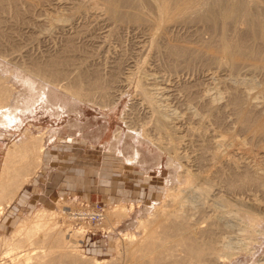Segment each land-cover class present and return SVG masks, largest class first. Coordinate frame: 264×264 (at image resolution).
Instances as JSON below:
<instances>
[{
	"label": "rangeland",
	"instance_id": "374dc122",
	"mask_svg": "<svg viewBox=\"0 0 264 264\" xmlns=\"http://www.w3.org/2000/svg\"><path fill=\"white\" fill-rule=\"evenodd\" d=\"M21 1H18L15 7L13 4H8L0 11V14L4 13L0 15V81L11 89L8 102L0 105V166L5 151L12 141H21L30 134H42L43 148L40 153L39 166L28 182L18 191L16 197L9 205H5L0 213V239L9 238L11 231L16 229L21 222L33 219L36 212L41 210L56 212V226L61 229V226L65 224L62 207L66 208L67 213H75L74 210L78 209L82 210V213L77 214L79 218L73 220L72 226L79 227L81 220H85L86 225L78 240L77 252L84 253L83 256H89L84 251L85 242L95 237L108 235V242L111 246L110 255L98 259L105 258L106 260L117 257L120 246L117 240L131 233L141 234V229L135 227L139 218L152 215L159 207L171 208L168 205L171 197L169 191L172 190L171 187H183L185 184L183 172L187 170L192 173H204L209 169L214 175L212 179L218 187L223 188H220L218 192L226 200L230 199L232 203L229 202L224 206L218 203H213V205L209 202L211 195L207 202H203L204 199L197 196L198 191L193 186L186 185L181 192L185 204L191 206L190 212L193 214L191 215L192 218L194 217L193 220L204 218L199 222L197 220L202 227L209 225L208 222L211 219L215 223L212 225L214 234L215 230L217 232L219 230L218 233L213 234L215 242L217 241L215 245L219 248L223 242L228 243L226 249L216 250V253L211 255L212 260L204 264H264V135L253 136L241 130L235 117L232 118L235 112L230 104L233 90H237L236 92L239 91L238 94L242 95L245 105L248 106L249 103V107L253 106L251 108L254 111L260 110L263 99L261 92L259 93V84L263 82L264 73L251 72L247 75L241 71L237 77L234 75L233 77L224 66L217 68L215 64H210V66L198 62L191 63L187 67L183 65L184 68L180 65L179 70H171L169 69L170 63L167 62L170 59L165 57L163 46H161L166 38H157L159 47H155L149 42L151 41L150 35L153 33L150 27L112 22L107 19L102 9L99 10L98 7L97 9L92 6L93 0L89 2L88 0H31L32 5L29 6L28 2L24 4V0ZM19 5L21 7L18 10ZM56 15L63 16L65 21L53 19ZM173 28L167 33L169 41L174 39L173 42L179 41L177 43L187 40L189 43L197 42L198 39L194 36L196 26L178 25ZM201 33L206 37L207 34L204 31ZM53 56L59 63L55 66L63 69V73L59 74L54 82L29 70L32 62L38 60L44 62L45 59H53ZM94 70H97L96 73ZM83 72H86V76L89 77L86 79H93L96 74L99 77L103 76L102 79H107V82L112 81L108 82L111 89L109 88L110 92L105 94L106 97L95 93L91 97L93 100L84 99L64 87L74 77H81ZM247 77H251L258 85L254 87L247 85L244 81ZM140 81L142 84L145 83V87L151 89L154 87L151 90L152 93L164 107L172 111L173 115L169 117L168 125L171 124L170 127L176 128L175 135L178 134L177 136L181 138L176 148L177 156L168 149L163 131L158 128L156 122L154 124L153 109L143 100L138 88ZM185 86L186 88L190 86L191 89H186ZM220 86L225 87L221 90ZM207 96L208 99L214 96L211 98H214L211 108L206 106ZM227 102L230 103L227 104ZM221 103L230 107L223 106ZM196 104L199 109L196 108ZM193 111L199 113L200 116L203 115V119L197 120L191 113ZM192 127L202 128V131L198 129L197 135H191L189 130ZM215 134L223 135L227 142L222 144L223 147H217L219 153L223 150L220 153L221 159L211 168L207 161L211 160L210 153L215 151L211 142ZM158 137L162 139V142ZM199 139L200 144H196L195 142ZM196 159L199 162L197 164ZM231 161H234L236 168L232 167ZM217 163H219V169L216 167ZM216 168L219 173L217 171L214 174ZM232 169L242 174L248 171L261 173L259 175L263 177V184L260 186L243 185L241 192L240 189H226L223 179L217 176H226L232 172ZM116 204H121L126 209V215L119 217L111 210L110 207ZM93 212H95L94 215L105 212L112 227L106 225L105 220L98 225L95 223L97 220L89 221L88 217ZM251 215L254 217L250 218ZM66 219L67 222L68 218ZM89 222L92 224L89 225ZM38 239L41 237L39 236ZM39 245L41 242L37 241L33 247L31 246L30 251L39 253L43 250L37 247ZM0 248L1 252L5 247L1 245ZM14 256L13 253L0 256V262L13 264ZM52 258V256L46 257L43 262L33 260L29 264H64L66 259H61L60 262L58 257L55 261Z\"/></svg>",
	"mask_w": 264,
	"mask_h": 264
},
{
	"label": "bare ground",
	"instance_id": "6f19581e",
	"mask_svg": "<svg viewBox=\"0 0 264 264\" xmlns=\"http://www.w3.org/2000/svg\"><path fill=\"white\" fill-rule=\"evenodd\" d=\"M18 1H21V0H0V11L3 10L4 7L8 4H13V6L16 5V3ZM80 1H82V0H80ZM89 1H91V0H88V2ZM25 2H28L27 3L28 6L32 5L31 0L30 1L24 0V4H25ZM91 4H92V6H95V8L98 7L99 10L102 9L104 14H106L107 19L112 20V22L116 21L118 23L119 22L120 23H129L132 25L136 24V25H142V26L146 25V26L150 27L152 29L153 33H152V35H150L151 41H149V42H151V44L155 45V47H157V48L159 47V45H158L159 42H157V38H161V39L166 38L165 40H163L164 42L162 41L163 43H161L162 44L161 46H163V52L166 55L165 57L170 59V60L168 59L170 62L169 61H167V62L170 63L169 64L170 68L169 67L168 68L171 70H179L180 65L182 67H183V65L187 67L191 63L198 62V63H201L202 65L215 64V66L217 68L224 66L228 69L231 76L234 75L235 77H237V75L241 71H243L247 75L251 72H259V74H260V72H262V74L264 73V0H93ZM91 4H90V6H91ZM20 5L18 6V10H19V7H21ZM53 6L55 7V4ZM43 7H45V6H43ZM80 7H82V6H80ZM83 7H84V4H83ZM84 9L86 10V7ZM90 9H91V7H90ZM25 10H26V8H25ZM71 10H73V9H71ZM49 13H51V12H49ZM1 14H4V13H1ZM51 17L52 16H50V18ZM96 17H98V16H96ZM53 19H55L56 21H58V20L60 21L63 19V16H57L56 15L55 17H53ZM62 21H65V20L63 19ZM114 24H116V23H114ZM176 25L177 26L183 25L185 27L196 26V29L194 30V31H196L195 32L196 35H194V36L197 37V38L195 37L196 39H198L197 42L193 41V43H189L188 42L189 40L183 42L182 41L183 39L181 40L183 43L181 41H180L181 43H177L179 41L173 42L174 39H173V41L172 40L169 41L167 38V36H169V35H167V33H169L170 32L169 30L172 29L174 26L177 27ZM56 28H57V26H56ZM112 28H114V27H112ZM47 30H49V29L47 28ZM183 31H184V29H183ZM203 31L207 34L206 37H204L205 35L204 36L202 35L201 32H203ZM171 32H172V30H171ZM175 32H176V30H175ZM175 32H174V34H175ZM150 33H151V31H150ZM186 35H187V33H186ZM65 37H67V36H65ZM189 37L190 36H188V38ZM180 39H178V40H180ZM186 39H184V40H186ZM176 40H177V38H176ZM135 41H137V39ZM137 51H139V50H137ZM156 52H159V51L156 50ZM47 55H48V53H47ZM31 56H32V54H31ZM61 57H62V55H61ZM137 58L139 60V56ZM61 59H63V58H61ZM132 60H133V58H132ZM35 61H36V59H35ZM39 61H41V60H38L37 62L31 61L32 65L29 67V70L31 72H33L37 75H40L41 77L48 79L51 82L52 81L54 82V79L57 78V76L59 74L63 73V69L55 66L56 64H59L57 61V58L56 59H55V57L53 59L49 58V60L45 59L44 62H39ZM165 61H166V59H165ZM163 66L164 65H162V67ZM192 66H193V64H192ZM226 68H225V72H226ZM213 69H215V68H213ZM210 70H212V69H210ZM96 71H95V73H96ZM214 72H216V71H214ZM89 73H91V71ZM92 75H94L93 72H92ZM208 75H209V73H208ZM87 76H86V72H83L81 74V77H79V78L74 77V79L64 87L68 91H70L76 95H79L81 98H84V99H90L91 97L94 96L95 93H99L100 95L105 96V94L110 92L109 88L111 89V87H110L111 85L109 86V83H111L112 81L109 82L110 80H108V82H109L108 83L106 78H105L106 80H104V79H102L103 76L102 77L100 76L101 77L100 78L96 74H95V78L92 76L93 79H86ZM226 76H227V74H226ZM82 77H83V79H82ZM257 77H258V74H257ZM259 77L261 78V76H259ZM87 78H89V77H87ZM209 78H211V77H209ZM260 78H259V80H260ZM212 79H214V78H212ZM231 79H233V78H231ZM262 79H263V82L259 84L260 85L259 86V93L261 92L262 99H263L262 100V106H261L262 108L260 107L261 108L260 110L254 111L253 108H251L253 106L249 107L250 106L249 103H248V106L245 105V101L243 100L242 95H239L238 94L239 91H238V93L236 92L237 90H235V91L233 90V93L231 92L232 93L231 98H230L231 103L227 102V104L228 103L232 104L231 107H233V111L235 112V116H233L232 118L234 119V117H235V121L237 122L239 128L241 130H244V131L251 133L253 136L264 135V78L262 77ZM227 80H228V78H227ZM244 81H246L247 85H249L250 87L251 86L254 87V86L258 85L256 82H254V80L251 77L245 78ZM141 82L142 81H140L138 83V88H139V91L142 95L143 100H145V102H147L151 106V108L153 109V115H154V119H155L154 124L156 122L158 128H160L163 131V134H164L163 137L165 139H167L166 146L172 152V154L176 155V153H177L176 148L178 147L177 144L179 143V140L181 138H180V136H177L178 135L177 133H176L177 135H175V129L176 128L174 129V128L170 127L171 124L168 125L170 123L169 117L173 115L172 111H169L166 107H164L158 101V98H156V96L151 91L154 87L152 89L145 87L144 86L145 83L142 84ZM218 83L222 85V83H220V82H218ZM240 83H242V82H240ZM247 87H246V89H247ZM185 88H186V86H185ZM187 88L191 89L190 86ZM223 88L221 90H223ZM243 92H245V91H243ZM10 93H11V89L7 85L1 83V81H0V105L8 102V97H9ZM192 93H191V95H192ZM197 93H198V91H197ZM216 93H218V92L216 91ZM206 94H207V92H206ZM225 96H227V95L225 94ZM212 97H214V96H212ZM100 98H101V96H100ZM208 98L209 97L207 96L206 99H208ZM211 98L208 99V101H206L208 104V105L206 104V106L210 107V108L213 106V100H214V98L213 99H211ZM257 98H259V97H257ZM190 99H188V100H190ZM143 100L141 102H143ZM201 100H202V98H201ZM250 100H251V98H250ZM110 101H109V104L111 103ZM196 101H198V100H196ZM93 102H95V101H93ZM227 104H225V105H227ZM251 104H252V102H251ZM225 105H223V106H225ZM195 106H196V108H198L197 104ZM228 107H230V106H228ZM256 107H257V105H256ZM190 111H192V110H190ZM207 111H209V110H207ZM191 113L193 114V116L197 120H202L204 117L203 115L200 116V114L197 113L196 111L195 112L193 111ZM209 117H210V115H209ZM220 119L221 118H219V120ZM224 122H225V120H224ZM195 125H196V123H195ZM221 126H222V124H221ZM154 127H155V125H154ZM209 127H210V125H209ZM198 129H200V128H198V127L190 128V130H189L190 134L191 135L192 134L197 135V133L199 131ZM201 129H200V131H202ZM211 131H212V129H211ZM185 132H187V130ZM207 132H208V130H207ZM155 134H157V132ZM204 134H203V136H204ZM212 134H213V131H212ZM158 135H160V134H158ZM245 136H247V135H245ZM42 137H43L42 134H39V135L30 134V135H28V137L24 138L21 141H12L9 144V146L7 147L5 154H4V157H3L2 164L0 166V213L2 212L4 206L9 205L10 202L16 197L18 191L22 188V186L24 184H26L28 182L29 178L34 173L35 169L39 166V164H40V153L42 152V148H43ZM210 137H212V136H210ZM159 139H161V138H159ZM159 139H158V141H159ZM192 139H193V137H192ZM195 139H197V138H195ZM254 139H256V138H254ZM204 140H205V138H204ZM197 141L198 142H195L196 144L199 143L200 139ZM160 142H162V139ZM211 142H212L213 146L215 147L214 148L215 151H212V153H210V159L211 160H209V162L207 161V163L209 164L210 167L216 165V162H220V159H221L220 153H222L223 150L221 149L222 151L220 150L221 152L219 153V151H218L219 149L217 147L222 146V144H224L227 141L223 135H219V134L216 135L215 134V137H213L211 139ZM189 143H190V141H189ZM191 143H193V142H191ZM179 146H181V145H179ZM198 148L201 149L200 147H198ZM198 148H196V149H198ZM207 150H206V152H207ZM224 150H225V148H224ZM178 154H180V153H178ZM223 155H224V153H223ZM196 156H198V155H196ZM197 158H199V157H197ZM203 158H204V156H203ZM199 161H201V160H199ZM197 162H198V160L195 163L197 164ZM239 163H240V161H239ZM217 164L218 165L216 167L219 169V167H220L219 163H217ZM230 164L233 165L232 166L233 168H236V165H234V161H231ZM245 166H247V165H245ZM197 168H199V167H197ZM214 168L215 167H213V169ZM217 168L215 169L214 174H215V172L217 173V171L219 173V170ZM185 169H183V171ZM248 169H250V168H248ZM258 170H259V168H258ZM200 171L201 170L199 169V172ZM242 172H244V170ZM259 174L261 175V173H255V171H248V172H245L242 174V173H239L236 170L232 169V172L230 174H228L226 176H224V175L220 176L219 175L217 177L220 179H223V182L225 183L226 189L227 188H229V189L230 188L231 189H240L239 191L241 192V190H243V188L241 189V187H243V185L244 186L246 184H253L256 186L262 185L263 184V181H262L263 177L260 176ZM213 176L214 175L211 174V170L209 171V169H208V171H206L204 173H196V172L192 173V171L190 172V171L186 170L185 173L183 172V177H184V181H185V184H184L185 186L183 185V187L185 189L186 185H188V186H193V188H196L198 191L197 196H199L201 199H204L203 202H207L209 196L211 195L212 198H209L210 203L211 202H212V204L218 203L219 205H223V206L227 205L231 201H229L230 199L226 200L225 198H223L221 196L222 194H220L218 192V190L222 187H218V184L212 179ZM247 187H248V185H247ZM182 188L171 187L172 190L169 191L171 197L169 198L170 200L168 203V205H170L171 208L164 207V206H166V204H164V206H163L164 208L159 207L156 211L153 212L152 215L149 214V216H147L145 218H139L138 219V222L135 225V227H136V229H141L142 232L140 235H136V234L131 233L127 236L124 235L119 240H117L119 245H120L119 249H118L117 257H112L111 259H106V260H104V259L99 260V259H96L94 256H85V255L83 256L82 254H84V253L80 254L79 252H77V248H78L77 244H79L78 240L80 239V237L83 234L82 232H83V229L85 228L86 221L81 220V222H79V223H81L79 227L72 226L73 220L75 218H79V217H77L78 216L77 214H81L82 210L76 209V210H74L75 213H71V212L67 213V211L65 212L66 208L63 209V207H62V212L64 213V216H65V218H64L65 224L63 226H61V229L63 232L61 231V229H58L56 226V223H57L56 212H54V211L47 212V211H43V210L38 211L34 215L33 219H29V220H26L24 222H21L16 229L12 230L9 238L0 239V246L3 245L5 247L4 251L0 252V256H6L7 254L13 253V255H15L13 257V260H15V262L13 264H29L33 260H34V262L35 261L36 262L37 261L43 262L44 258L50 257V256L53 257L52 258L53 261H55V258H57V257H58L59 261L61 259L66 258L64 264H71V262H74L72 264H204L205 262H207L211 259V255H214L216 253V250L226 249V247H228V243L223 242L221 245L219 244L220 245L219 248L217 245H215V243L217 241L215 242V239H214L215 237L213 236L214 231H213L212 225L214 222L211 221L212 219L209 220V222H208L209 225H207L206 227H202L198 224L199 220L202 221L204 218L199 219V220H198V218H196L195 220H193L194 217L193 218L191 217V215H193V214L190 212L191 206L188 204H185L184 198L181 195ZM214 190H216V192ZM223 191H221V192H223ZM255 191H256V189H255ZM237 192H238V190H237ZM263 192H264V190H263ZM188 193H190V192H188ZM189 197H190V195H189ZM193 199H195V198H193ZM195 201H197V200H195ZM210 203H208V205ZM110 208L119 217H122V216L126 215V213H127L126 209L121 204L113 205ZM202 211L203 210H201V212ZM79 212H81V213H79ZM214 212H215V209H214ZM208 215L209 214L207 213V217H209ZM241 216H242V214H241ZM202 217H204V216H202ZM212 217H215V216H212ZM219 217H221V216H219ZM219 217H218V219H219ZM249 217L253 218L254 216L251 215ZM66 218H68L67 222H66V220H67ZM102 220H105L106 225H108L109 227H112V225L109 222L108 217H107L105 212H104V214H103V212H101L99 214V219L95 223H97V225H98L99 223H102ZM197 220H198V222H197ZM216 220H217V216H216ZM88 224L91 225L92 223L89 222ZM204 224L206 225V223H204ZM237 224H239V223H237ZM214 225H215V223H214ZM215 232L218 233L219 230H218V232L215 230ZM220 232H221V230H220ZM220 235H221V233H220ZM39 236L41 237V239H38ZM37 241L41 242V245H39L37 247L43 248V250H40L39 253H35L33 251H30L31 246L33 247V245L36 244ZM0 250H1V248H0ZM54 255H56L57 257H55ZM127 258H128V263H127ZM0 264H2V263L0 262Z\"/></svg>",
	"mask_w": 264,
	"mask_h": 264
},
{
	"label": "crops",
	"instance_id": "0c3cea01",
	"mask_svg": "<svg viewBox=\"0 0 264 264\" xmlns=\"http://www.w3.org/2000/svg\"><path fill=\"white\" fill-rule=\"evenodd\" d=\"M76 187L79 186L76 185ZM108 241H109L108 235L92 238L87 243L85 242L84 251L87 252L89 256H94L96 259L98 258L102 259V257L110 255L111 246Z\"/></svg>",
	"mask_w": 264,
	"mask_h": 264
},
{
	"label": "built area",
	"instance_id": "2783aa9c",
	"mask_svg": "<svg viewBox=\"0 0 264 264\" xmlns=\"http://www.w3.org/2000/svg\"><path fill=\"white\" fill-rule=\"evenodd\" d=\"M101 213V212H100ZM100 213H97L96 215H94L95 214V212H93V214H91L89 217H88V220L89 221H95V220H98L99 219V214ZM84 215H86V214H84ZM94 215V216H93ZM93 216V217H92ZM87 218V217H86Z\"/></svg>",
	"mask_w": 264,
	"mask_h": 264
}]
</instances>
